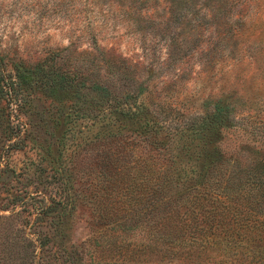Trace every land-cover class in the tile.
<instances>
[{"label":"rangeland","instance_id":"obj_1","mask_svg":"<svg viewBox=\"0 0 264 264\" xmlns=\"http://www.w3.org/2000/svg\"><path fill=\"white\" fill-rule=\"evenodd\" d=\"M41 66L72 95L46 94ZM216 97L239 163L213 169L246 179L264 164V0H0V264H146V184L177 152L198 167L184 124Z\"/></svg>","mask_w":264,"mask_h":264},{"label":"trees","instance_id":"obj_2","mask_svg":"<svg viewBox=\"0 0 264 264\" xmlns=\"http://www.w3.org/2000/svg\"><path fill=\"white\" fill-rule=\"evenodd\" d=\"M25 70L17 67L16 73L29 83ZM39 70L46 94L57 100L72 95L74 85L65 73L43 66ZM143 104H111L107 117L119 113L133 120ZM203 106L201 114L184 124L185 134L197 139L198 167L185 168L189 159L177 152L148 181L146 223H156L146 228V243L133 244L131 256L136 260L143 254L146 264H264V176L256 174L264 164L249 162L251 176L246 179L234 173L238 170L217 173L213 168L223 162L239 163L237 154L227 155L218 145L221 128L235 116L234 107L225 97L206 99ZM179 204L183 209L171 207Z\"/></svg>","mask_w":264,"mask_h":264}]
</instances>
